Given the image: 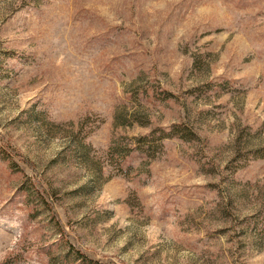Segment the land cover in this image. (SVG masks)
Instances as JSON below:
<instances>
[{
  "label": "rangeland",
  "instance_id": "1",
  "mask_svg": "<svg viewBox=\"0 0 264 264\" xmlns=\"http://www.w3.org/2000/svg\"><path fill=\"white\" fill-rule=\"evenodd\" d=\"M263 123L264 0H0V264H264Z\"/></svg>",
  "mask_w": 264,
  "mask_h": 264
},
{
  "label": "trees",
  "instance_id": "2",
  "mask_svg": "<svg viewBox=\"0 0 264 264\" xmlns=\"http://www.w3.org/2000/svg\"><path fill=\"white\" fill-rule=\"evenodd\" d=\"M132 120L136 121L141 127H145V124L141 122V119L137 117V115L134 113L131 115ZM264 124V123H263ZM159 131V133H158ZM157 133H152L149 136H145L139 139L137 142L138 144L135 146L134 150L142 151V153L147 154L155 147L159 146V141L168 140L171 138H178L181 140H184L186 142H192L193 134L189 132L187 129H185L182 125H173L169 128L168 132L160 131L158 130ZM121 153V151H120ZM121 156V154H120ZM242 157H244V161L246 160H262L264 161V145L261 147H257L255 149H239L235 152L234 158L232 159V163L234 164V167L230 170H234L235 168H239L240 166H237L239 164L238 161L242 160ZM122 162V159H121ZM71 255L74 256V260L78 262L79 264H112L108 262H101L95 259H92L88 255L78 251V250H71ZM70 254V253H69ZM52 264V262H51Z\"/></svg>",
  "mask_w": 264,
  "mask_h": 264
}]
</instances>
